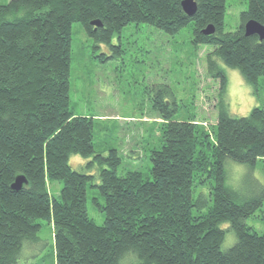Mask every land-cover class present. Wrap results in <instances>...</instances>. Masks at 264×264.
Instances as JSON below:
<instances>
[{
    "label": "trees",
    "instance_id": "obj_1",
    "mask_svg": "<svg viewBox=\"0 0 264 264\" xmlns=\"http://www.w3.org/2000/svg\"><path fill=\"white\" fill-rule=\"evenodd\" d=\"M182 1L0 4V264H18L27 245L39 244L43 221L54 227L56 264H264V230L259 234L246 223L263 206L264 190L241 202L227 183L225 166L232 160L252 170L264 160V105L234 116L225 73L226 67L238 70L257 96L264 88V40L244 31L249 20L264 26V0L248 1L234 32L224 29L227 0H195L198 10L192 17ZM77 22L96 44L111 47L130 24L175 36L192 23L194 47L214 48L206 61L208 77L218 80L212 127L202 117L175 120L178 107L169 85L153 99L160 117H128L150 128L154 122L161 125V148L151 152L150 178L139 171L119 176L118 150L104 156L94 142L95 120L107 116H81L70 108ZM209 25L215 33L205 35ZM73 156L93 158L100 169L98 184L94 175L71 165ZM19 175L28 184L14 190ZM195 181L210 182L212 203L205 212L201 195L193 198ZM55 182L62 184L57 196L50 188ZM89 187L98 190L94 201L105 213L102 225L88 214ZM227 231L237 241L222 251Z\"/></svg>",
    "mask_w": 264,
    "mask_h": 264
},
{
    "label": "rangeland",
    "instance_id": "obj_2",
    "mask_svg": "<svg viewBox=\"0 0 264 264\" xmlns=\"http://www.w3.org/2000/svg\"><path fill=\"white\" fill-rule=\"evenodd\" d=\"M10 1L0 0V4ZM248 1L227 0L225 32H234L240 27L241 13L247 10ZM193 32L192 23L175 36L147 24H130L123 30L121 39L113 40L114 47H111L96 44L80 23L73 24L70 108L81 116H107L95 120L94 142L96 151L104 156L110 153L109 149L118 150L122 159L119 176L139 171L145 178L151 177V152L161 148V125L154 122L150 128V123L131 122L128 117H160L154 110L153 99L161 86L169 85L173 90L178 107L175 120L202 117L208 127L213 126L218 80L208 77L206 61L214 48L210 45L195 48ZM225 73L229 82L227 97L234 116H247L256 106L264 105V88L257 96L238 70L226 67ZM70 162L76 170L94 175L93 183H99L100 169L93 158L73 156ZM225 166L227 183L241 202L264 190V160L252 170L232 160H227ZM196 182L193 198L196 201L201 195L200 201L205 202L201 212H205L212 203L210 182L206 186ZM53 184L51 192L57 196L62 184ZM94 197H100L98 190L89 187L88 214L102 225L106 216ZM100 204H103L102 198ZM41 223L40 243L27 245L18 264H56L54 227ZM246 223L259 234L263 233L264 204ZM228 227L223 225L225 229ZM236 241L235 233L227 231L221 250H229Z\"/></svg>",
    "mask_w": 264,
    "mask_h": 264
},
{
    "label": "water",
    "instance_id": "obj_3",
    "mask_svg": "<svg viewBox=\"0 0 264 264\" xmlns=\"http://www.w3.org/2000/svg\"><path fill=\"white\" fill-rule=\"evenodd\" d=\"M182 8L184 12L192 17L196 14L198 10V4L195 0H183ZM93 25L101 26L99 21H93ZM244 31L246 36H258L261 41L264 40V26L255 20H249L244 25ZM205 35H212L215 33V27L213 25H209L207 28L203 30ZM27 179L23 175L17 176L15 182L12 184V188L14 190H20L25 185H27Z\"/></svg>",
    "mask_w": 264,
    "mask_h": 264
}]
</instances>
